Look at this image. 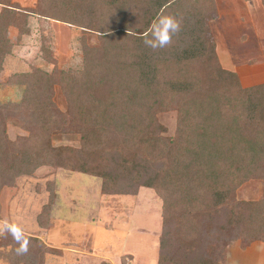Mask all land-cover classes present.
I'll return each mask as SVG.
<instances>
[{"label": "trees", "instance_id": "1", "mask_svg": "<svg viewBox=\"0 0 264 264\" xmlns=\"http://www.w3.org/2000/svg\"><path fill=\"white\" fill-rule=\"evenodd\" d=\"M160 16L175 17L180 30L152 49L144 40ZM217 16L214 0H38L34 9L0 0V74L14 47L9 28L30 35L31 17L79 29L83 58L79 69L34 68L11 79L23 97L0 102V191L43 167L98 178L104 195L152 190L163 202L159 264H224L235 243L264 244V84L244 88L223 68L210 27ZM170 112L172 136L158 120ZM8 120L28 137L9 140ZM69 134L80 148L52 145ZM252 181L262 182V197L239 200ZM7 232L0 249L13 247L12 264H44L55 253L24 235L28 252L19 254Z\"/></svg>", "mask_w": 264, "mask_h": 264}, {"label": "rangeland", "instance_id": "2", "mask_svg": "<svg viewBox=\"0 0 264 264\" xmlns=\"http://www.w3.org/2000/svg\"><path fill=\"white\" fill-rule=\"evenodd\" d=\"M29 28L30 35L21 37L16 27L9 28V39L14 47L0 74V102L22 99L23 88L9 85L19 74L34 68L52 73L82 66L79 29L36 17L30 18ZM212 32L216 37L214 25ZM86 37L90 46L98 41L94 34H86ZM216 39L220 46L224 44L221 36ZM258 45L254 38L248 49L259 54ZM47 51L53 62L47 61ZM232 52L240 54L235 49ZM262 53L261 62L255 57L258 63H251L241 71L239 77L244 88L264 84ZM222 60V65L226 66L228 63L223 56ZM54 101L62 112L67 110L59 86L55 87ZM158 120L172 136L176 130V114L163 113L158 115ZM5 127V136L11 141L29 135L16 120L6 121ZM51 141L54 147H81L80 136L76 134L55 135ZM1 162L5 167L10 165L7 159ZM101 186L98 178L51 167H43L31 177L15 179L14 185L0 191V242L3 234L8 235L6 226L15 224L25 236L38 238L55 250L45 257L44 264H159L164 233L162 200L149 189H141L131 196L104 195ZM262 195L260 181L245 184L237 193L238 199L243 201H257ZM261 245L256 243L250 255H246L239 243L233 244L224 264H235V253L236 257L244 255V260L248 257L247 264H253ZM12 251L10 246L0 249V264H12L9 259Z\"/></svg>", "mask_w": 264, "mask_h": 264}, {"label": "crops", "instance_id": "3", "mask_svg": "<svg viewBox=\"0 0 264 264\" xmlns=\"http://www.w3.org/2000/svg\"><path fill=\"white\" fill-rule=\"evenodd\" d=\"M214 1L218 16L210 23V27L212 32V27L214 25V28L217 32L216 37L213 35L214 32H212L216 44L217 56L221 65L223 61L222 56L225 58L226 62L228 63L226 66L222 65L225 69H231L229 71L235 72L239 76L241 71L244 68L250 66L251 63L253 65L258 63L256 62L257 59H255V57L258 59L260 58L259 62H261L262 55H260V53L264 52V6L262 0ZM13 3L17 4L22 9H34L38 3V0H13ZM252 35H254V38L256 39V45H261V47L258 45V52H260L259 54H256L248 49L249 46L254 42ZM219 36H221V39L224 41V44L221 46L218 42L219 39H216L219 38ZM226 49L227 52L224 51ZM234 49L239 51L240 54L232 52ZM254 248L255 244L244 251V253L246 252V255H250ZM257 251L258 254H255V260L253 264H264L263 243ZM243 256L244 255L239 256V260V257L237 256V258L235 253V264H247L248 257H245L244 260Z\"/></svg>", "mask_w": 264, "mask_h": 264}, {"label": "clouds", "instance_id": "4", "mask_svg": "<svg viewBox=\"0 0 264 264\" xmlns=\"http://www.w3.org/2000/svg\"><path fill=\"white\" fill-rule=\"evenodd\" d=\"M180 30V22L173 16H160L153 22L146 35L144 43L146 46L157 49L164 48L171 43L172 37ZM8 231L20 244L17 249L19 254L28 252V240L23 234V230L18 225H7Z\"/></svg>", "mask_w": 264, "mask_h": 264}]
</instances>
